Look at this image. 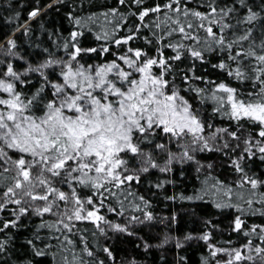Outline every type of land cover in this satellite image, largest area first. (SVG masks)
<instances>
[{
	"label": "snow or ice",
	"instance_id": "6c2138e0",
	"mask_svg": "<svg viewBox=\"0 0 264 264\" xmlns=\"http://www.w3.org/2000/svg\"><path fill=\"white\" fill-rule=\"evenodd\" d=\"M5 3L0 264L48 254L53 264H142L117 260L120 235L145 253L174 244V264H191L181 253L201 242L199 264H264V223L251 222L264 220V171L252 170L264 166V0ZM202 154L222 155L237 178L214 176L217 161ZM176 165L181 177L184 165L207 175L165 200L234 211L226 227L201 216L202 230L152 244L137 228L175 224L177 214L159 216L137 188L175 184ZM153 171L164 179H147ZM29 228L32 259L20 260L16 236Z\"/></svg>",
	"mask_w": 264,
	"mask_h": 264
},
{
	"label": "trees",
	"instance_id": "16d2710c",
	"mask_svg": "<svg viewBox=\"0 0 264 264\" xmlns=\"http://www.w3.org/2000/svg\"><path fill=\"white\" fill-rule=\"evenodd\" d=\"M96 2L104 3L105 0H96ZM108 2L110 3L111 0H108ZM6 7L7 4L5 3V0H0V29H3L5 32L7 31V28L5 27L4 16L8 15V13L3 10ZM63 11H66V9L62 10L60 15L63 14ZM60 15H57L56 13H49L47 19H55L59 22ZM64 24L67 29L69 27L67 22L65 21ZM51 26V24L48 25V27ZM37 35H39V33H37ZM0 39H2V35H0ZM87 39L93 40L94 37L91 34H87ZM217 122L219 123L220 121L218 120ZM200 158L217 161L216 167L213 171L214 176H218L220 179L225 181H231L237 178L222 155L202 154ZM180 167V165H176V171L168 177L169 179L175 180V184H167L162 190L151 188V191H149L150 185H148L145 180L142 181L141 185L137 188L140 193L153 198L154 211L159 216H171L173 213L177 214V222L175 224H171L170 222L160 223L159 221H156L154 222L155 226L151 230L142 227L137 228L140 235L144 236L145 239H148L149 243H158V238L166 231H171L173 235H182L188 231L198 232L202 230L200 221L201 216H211L214 219V222L221 223L222 227H226L228 220L231 219V216L228 215V213L234 210L225 209L224 215H221V211L214 209L211 201L208 199H205L204 201H181L179 199L169 201L164 199L166 196H171L173 194L178 195L181 192L186 195L192 194L194 189L198 190L201 187V182L204 180L205 175H207V173L198 174L193 166L184 165L183 168L185 175L181 177L179 174ZM252 170L255 172H261L264 171V166H260L257 161V164L252 166ZM157 176L164 179V176L156 171H153L151 176L147 179L155 181ZM198 176L199 179L197 178ZM209 182L211 183L212 181L210 180ZM133 187L137 186L134 185ZM152 193H155L154 197L152 196ZM109 215L111 219H116L115 216L111 214ZM25 222L27 223V221ZM121 222L123 221L121 220ZM251 222L264 223V220L254 217ZM33 223H39V220L34 218ZM169 224L170 226H168ZM82 227L91 228L92 226L90 223H86L83 224ZM31 231V228L28 230L21 229L16 236V257L20 260H24L26 258L32 259L31 249H29L24 242L26 237H30ZM217 238L219 239L220 237L218 236ZM224 238L227 239L229 237L225 236ZM232 238L234 239L235 237ZM45 242L48 243L49 241ZM50 242L53 244L57 243L54 240ZM137 244H140V241L135 237H129L126 235L117 236L112 243L117 260L119 261L122 257L131 258L134 256L138 261H141L142 264H163L160 260V256L164 255L167 264H174V257L176 254L174 244L166 245L165 250L163 251L160 249H152L150 253H145L142 245L140 247H136ZM52 251H55V249H52ZM181 254L188 255L190 257L191 264H199L200 256L202 254L206 255L207 253L203 243L201 242L198 245L193 243L190 248H186ZM33 264H53V259L50 254L44 257L36 256Z\"/></svg>",
	"mask_w": 264,
	"mask_h": 264
}]
</instances>
